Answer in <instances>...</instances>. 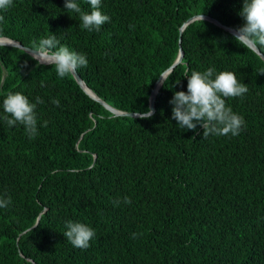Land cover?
<instances>
[{
	"label": "trees",
	"instance_id": "16d2710c",
	"mask_svg": "<svg viewBox=\"0 0 264 264\" xmlns=\"http://www.w3.org/2000/svg\"><path fill=\"white\" fill-rule=\"evenodd\" d=\"M64 5L13 0L0 10V36L33 49L55 34L86 55L78 73L120 109L150 108L156 79L180 46L183 56L163 78L154 115L141 119L114 115L73 75L0 44V115L9 92L43 101L34 138L0 120V198L11 197L0 208V264H264V59L208 18L180 33L197 13L242 26L243 0H101L110 22L99 31L82 29ZM208 68L247 84L226 98L244 118L239 135L204 138L202 126L184 130L172 119L169 101L187 91L186 74ZM67 221L95 230L89 248L65 238Z\"/></svg>",
	"mask_w": 264,
	"mask_h": 264
},
{
	"label": "clouds",
	"instance_id": "9594fccd",
	"mask_svg": "<svg viewBox=\"0 0 264 264\" xmlns=\"http://www.w3.org/2000/svg\"><path fill=\"white\" fill-rule=\"evenodd\" d=\"M92 11H83L76 0H65L67 12L79 14L82 29L99 31L101 26L110 22V17L100 10L101 0H88ZM13 5V0H0V10H7ZM239 15L244 24L233 31V39L241 46L252 50L264 47V0H243V7ZM4 17L0 15V21ZM203 19V17H202ZM32 55L38 63L51 64L60 78L77 75L81 67H87L88 60L85 54L70 50L68 46L61 45L56 35L42 38L38 43L33 42ZM264 74V68L261 69ZM187 91L174 92L169 101L172 107V119L177 121L178 127L184 130H196L197 126L204 129L203 137L209 135L226 136L239 135L245 124L244 118L234 113L226 104V98L243 96L248 92L247 84L240 82L232 71L216 73L214 68H208L204 72L192 71L187 75ZM165 83L164 79L163 82ZM43 86V84H42ZM59 106V99L52 101ZM43 101L37 97L36 103H31L29 98L21 92H9L3 100V112L0 120L9 127L17 123L25 127L30 138L37 134L36 107ZM137 115L141 119H150L154 115V109L148 108ZM47 126V121L44 122ZM125 204H131L129 197H124ZM11 203V197L0 198V208H6ZM117 204L119 201L116 202ZM65 238L73 247L84 249L90 247V241L95 237V230L81 222H66ZM133 238L137 233H133Z\"/></svg>",
	"mask_w": 264,
	"mask_h": 264
},
{
	"label": "water",
	"instance_id": "95a60500",
	"mask_svg": "<svg viewBox=\"0 0 264 264\" xmlns=\"http://www.w3.org/2000/svg\"><path fill=\"white\" fill-rule=\"evenodd\" d=\"M208 18L210 20L215 21L216 23H218L219 25L223 26V28L229 30L230 32L233 33V31L236 29L228 24L223 23L220 19L211 16L210 14H205V13H197L192 15L191 17H189L185 22L182 23V25L180 26V33L183 30L184 26L188 23L191 22L195 19L198 18ZM181 40V37H179V42ZM0 44H9V45H16L19 46L23 49H25L26 51L29 52V54L32 56L35 53L32 51V48H30V46H26L24 44H22L19 40L13 39L11 37L8 36H0ZM254 50L256 52H258L262 58L264 59V53L260 50L259 47L254 48ZM183 56V49L180 46L179 47V52L178 55L176 57V59L174 60V62L168 67L166 68L164 71H162L160 73V75L158 76V78L156 79L155 83H154V89L151 93L150 96V108L154 109V112L156 111V99H157V93L159 90V86L162 83L163 78L167 75V73L178 63L181 61ZM75 80H77V82L80 84V86L85 89L89 94H91L93 97H95L96 99H98L100 102H102L108 109H110L114 115H131V116H138L137 113L139 111H127V110H123L120 109L114 105H112L111 103L107 102L105 99H103L101 96H99V94L97 92H95L93 89H91L86 82L84 81V79L81 77V75L78 73L77 71V75H73ZM142 113V112H140Z\"/></svg>",
	"mask_w": 264,
	"mask_h": 264
},
{
	"label": "bare ground",
	"instance_id": "6f19581e",
	"mask_svg": "<svg viewBox=\"0 0 264 264\" xmlns=\"http://www.w3.org/2000/svg\"><path fill=\"white\" fill-rule=\"evenodd\" d=\"M160 87V86H159Z\"/></svg>",
	"mask_w": 264,
	"mask_h": 264
}]
</instances>
